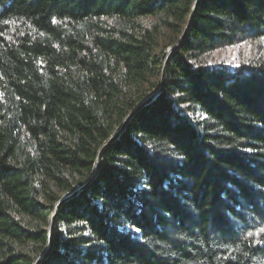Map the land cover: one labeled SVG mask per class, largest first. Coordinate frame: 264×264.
<instances>
[{
	"label": "trees",
	"instance_id": "1",
	"mask_svg": "<svg viewBox=\"0 0 264 264\" xmlns=\"http://www.w3.org/2000/svg\"><path fill=\"white\" fill-rule=\"evenodd\" d=\"M193 2L0 0V264H264V0H201L57 207Z\"/></svg>",
	"mask_w": 264,
	"mask_h": 264
},
{
	"label": "water",
	"instance_id": "2",
	"mask_svg": "<svg viewBox=\"0 0 264 264\" xmlns=\"http://www.w3.org/2000/svg\"><path fill=\"white\" fill-rule=\"evenodd\" d=\"M201 2V0H194L193 2V6L191 9V12L189 14V17L187 19L186 25L180 35V39L177 41V43L171 48V50L169 51V53L165 56V60H164V64L162 67V71H161V75H160V82H159V86L157 88V90H155L154 92H152L150 95H148L145 99H143L140 103H138V105L131 111L128 113V115L126 116V118L124 119V121L121 123V125L117 128V130L110 136V138L104 143V145H102V147L99 149L98 154H97V163L96 166L94 167V170L90 176V178L80 187H78L77 189H75L74 191H72L71 193H68L67 195H65L61 201L59 202V204L57 205V207H59V205L61 203H63L65 200H67L68 198H70L71 196L75 195L76 193H78L80 190H82L99 172V169L101 167L103 158H104V154L107 150V148L109 147L110 144H112L114 141L117 140V138L119 137V135L121 134V132L126 128L127 124L129 123V121L131 120V118L142 108L144 107L146 104L150 103V101H152V99L158 94L160 93V91L163 89V86L165 84V77H166V64L168 62L169 56L170 54H172V52L178 47V45L180 44V42L185 38L186 33L189 29V26L193 20L194 14H195V10L196 7L198 6V4ZM54 217H52L51 219V224L49 226V247L52 244V237H53V227H54ZM49 251V248L47 249V252ZM47 253H45L44 255H42L36 263H39L42 259L45 258Z\"/></svg>",
	"mask_w": 264,
	"mask_h": 264
},
{
	"label": "rangeland",
	"instance_id": "3",
	"mask_svg": "<svg viewBox=\"0 0 264 264\" xmlns=\"http://www.w3.org/2000/svg\"><path fill=\"white\" fill-rule=\"evenodd\" d=\"M251 51L252 48L250 45L242 44L232 49L216 53L210 64L214 67H226L232 71L238 67L242 59L250 57Z\"/></svg>",
	"mask_w": 264,
	"mask_h": 264
}]
</instances>
